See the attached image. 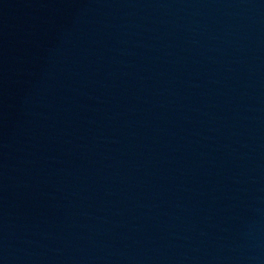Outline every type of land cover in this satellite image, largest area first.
I'll list each match as a JSON object with an SVG mask.
<instances>
[{
    "label": "water",
    "instance_id": "95a60500",
    "mask_svg": "<svg viewBox=\"0 0 264 264\" xmlns=\"http://www.w3.org/2000/svg\"><path fill=\"white\" fill-rule=\"evenodd\" d=\"M0 264H264V0H0Z\"/></svg>",
    "mask_w": 264,
    "mask_h": 264
}]
</instances>
